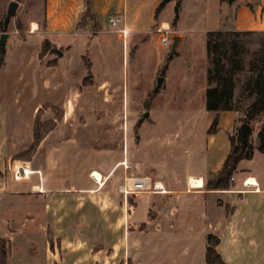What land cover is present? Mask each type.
Returning a JSON list of instances; mask_svg holds the SVG:
<instances>
[{"label":"crops","instance_id":"0c3cea01","mask_svg":"<svg viewBox=\"0 0 264 264\" xmlns=\"http://www.w3.org/2000/svg\"><path fill=\"white\" fill-rule=\"evenodd\" d=\"M145 1L90 0L93 19L78 26L85 0H39L23 28L5 31L3 46L15 37L18 47L3 48L0 66V222L8 224L1 212L29 211L25 217L42 234L41 257L30 264H164L162 254L152 256L155 251L174 246L182 257L197 243L204 252L206 234L218 238L215 249L224 264H264V154L254 151L250 159L240 160L229 189L205 187L208 175L220 168L240 117L239 109H205V38L197 64L191 59L194 76L178 104L172 93L159 90L173 75L185 80L180 77L186 69H172L168 62L161 73L162 58L156 57L154 74L163 78L158 107L165 108L156 116L148 112L150 123L155 125L160 116L163 124L147 140L162 149L166 171L157 172L149 159L134 156L139 148L132 146L133 122L126 110L132 72L127 67L137 43L129 36L145 32L131 28ZM237 1L242 0L233 3ZM243 1L238 10L246 12L251 0ZM253 5L260 8L259 26L233 22L221 29L264 32V0ZM111 10L121 15L120 27L113 28L112 18L106 25L94 23ZM159 22L167 26V21ZM43 40L49 44L46 50L41 49ZM87 73L89 79L83 81ZM239 99L235 86L233 103L241 107ZM38 109L40 121L55 120V110L59 118L27 160H13L31 144ZM215 117V130L208 133ZM258 126L251 124V137ZM18 163L27 170L15 171ZM91 172L99 174L97 182ZM134 176L147 177L155 190L121 193L118 186H128ZM246 178L254 184L243 187ZM143 193L150 195L137 204ZM140 244L145 258L138 255ZM186 260L195 263L192 255Z\"/></svg>","mask_w":264,"mask_h":264},{"label":"rangeland","instance_id":"374dc122","mask_svg":"<svg viewBox=\"0 0 264 264\" xmlns=\"http://www.w3.org/2000/svg\"><path fill=\"white\" fill-rule=\"evenodd\" d=\"M8 1L9 0H0V33L3 31L1 20ZM17 1L19 5L16 14L8 20L5 27V31H9L11 34L15 33L18 21H20V24L18 23L20 27H24L27 18H29L31 6L34 5L35 1L39 2V0ZM155 1L156 3H153V0H146L145 3L141 4L140 8L136 10L138 13L137 19H135L133 23L131 22L133 25L131 28H139L145 32L133 34L131 36L128 35L129 37L134 38L137 46L133 49L134 54L128 55L127 68L132 72H130L127 79L128 98L126 110L130 120L133 122V139L135 143L132 142V146L134 148H139V150H135L134 152L135 158L149 159V162L156 167L157 172H165V166L168 164V160L164 156L162 149L147 140L149 135H152L156 130L161 129L163 121L159 116L154 125L153 123H150L152 115L151 118L149 115L145 118L141 117L143 112H149L150 110L151 113L156 116L159 111L163 112V108H165L163 106L158 107L161 100L156 93L159 88L154 90L155 79L157 76H160L154 74V64L157 62L156 57L159 56L162 58L158 62V64L161 65L160 71L162 70V72L166 69L168 62L169 67L172 69H186V73L180 77H185V80H176L173 75L169 81L161 85L159 90V93H161L160 91L163 89H165L166 92L172 93L174 97L172 100L173 103L178 104L182 100L181 97L183 96V93L186 92L184 89L190 86L191 79L194 76V68L190 66V63L191 59L195 60V62H193L194 64H197L199 61V51H202L201 39H204L208 32L221 31V28H226V26H230L233 22L236 26L240 27L259 26L260 8L258 7L256 10L254 9V0H251V2L248 0L251 3V9L247 6V10H245L246 12L238 10V8L243 6V0L235 3H233L234 0H168L162 5L159 10L160 13L158 11L156 18L151 19V17L155 15V9H151V6L154 4L156 7L162 0H154V2ZM108 18H112L114 22L113 28L121 26V15L113 13L112 10L103 15L99 22L94 20V23L97 22L106 25V23H108ZM159 19L167 21V26H161ZM86 20L92 21L91 19ZM173 20L174 22L172 23ZM149 22L150 25L148 26ZM157 28L164 30L167 37L165 44L158 43V34L155 32ZM172 36L183 37V39L177 45L175 52L169 57L168 52L171 43L170 38ZM121 37H123L122 33ZM136 37H145L146 40L140 41L139 39H136ZM239 37H244L241 38L242 41L244 40L243 47L240 49L238 55L243 69L235 75V86L237 87V95L240 98L239 100L243 101L240 106L243 107L252 100L253 94H249L248 92L242 94V84L249 75L247 69L250 66V61L254 59V53L259 48L257 40L264 39V34L262 32H250L245 35H240ZM13 38V41L11 40L12 42H9L10 44L3 46L5 50H8L9 45L13 47L12 49H17L18 40L15 37ZM208 67H210L209 60ZM167 108L172 107L170 106ZM136 136H139L140 138L139 143H136ZM147 153H149V155ZM194 180L196 182L198 181V179ZM149 195V193H143L141 198L137 199V204H144L143 201H145ZM27 209L29 208L27 207ZM7 212L8 211L1 212L2 217L8 222V224L6 226L0 222V237L8 243V264H30L31 259H40L42 234L41 232L36 231L33 223L30 222L29 218L25 217V214H28L29 211L27 210V212H23V210H21L20 212L19 210L15 215L14 213L10 214ZM38 218L39 217H37V219ZM5 231L8 232L7 235L2 236V233ZM6 237H9V240ZM131 252L132 251H130V253ZM145 252L144 245L141 246L140 244L138 252L139 257L145 258ZM159 253L164 257V261H162L164 264H187L186 259L189 255H192L195 260V263L192 264H204L203 248H199L197 243H193V247H191L186 252V255H183L182 257L178 256L180 251L174 246L165 251H155L152 256L154 257V254ZM173 258L176 260H174V263H171L170 259Z\"/></svg>","mask_w":264,"mask_h":264},{"label":"trees","instance_id":"16d2710c","mask_svg":"<svg viewBox=\"0 0 264 264\" xmlns=\"http://www.w3.org/2000/svg\"><path fill=\"white\" fill-rule=\"evenodd\" d=\"M165 1L168 0H162L156 6L154 16H156ZM89 3L90 0H85V8L78 26H82L86 19H93ZM17 25V29H19L20 25L18 22ZM248 33L250 32L210 31L205 37V51L210 61V67L206 69L205 73L206 83L208 84L204 93L205 109L215 113L239 109V124L244 123L248 127L244 144L241 142L238 127L234 133L228 136L229 150L220 168L215 173L209 174L206 178L205 187L210 190L229 189L232 183L230 177L233 175L236 164L240 160L250 159L254 151L264 154V39L257 40L259 48L254 53V59L250 61V66L247 69L249 75L242 84L241 93L248 92L249 94H253V98L243 108L233 103L235 75L243 69L238 55L240 49L243 47L244 40L242 41L241 38L244 37L239 36ZM262 33L264 34V32ZM47 48H49V44L46 40H43L41 49L46 50ZM3 51L4 49L0 53V66L2 64ZM82 60L88 71L89 62L87 58L82 56ZM160 72L162 73V70ZM87 79H89L88 73L83 81ZM39 111L40 109L37 110L33 119L31 144L24 152L13 156V160H27L42 136L53 128L55 120L59 118V111L55 110V120L40 121ZM254 122H258L259 126L255 136L251 137V124ZM215 127L216 117L211 121L207 132H213ZM26 170V164L18 163L15 166V171L23 172ZM229 210L230 208L226 207V211ZM217 243L218 238L216 236L206 234L204 246L205 264H224L215 249ZM7 245V241L0 237V264H6Z\"/></svg>","mask_w":264,"mask_h":264},{"label":"water","instance_id":"95a60500","mask_svg":"<svg viewBox=\"0 0 264 264\" xmlns=\"http://www.w3.org/2000/svg\"><path fill=\"white\" fill-rule=\"evenodd\" d=\"M17 6H18L17 0H9L7 5H6L4 15H3L2 20H1V27H2L3 31L0 33V53L3 49V45H4L5 39L7 37V33L5 32V27L8 23V20L15 16ZM170 39H171V43H170L169 52H168L169 57L175 52V46L179 41V36H172ZM162 80H163L162 76L156 77L154 90H157L160 87ZM147 115H148V112L145 111L141 114V117L145 118V117H147ZM238 128L240 131L241 142L244 144L248 127L246 124L241 123V124H239Z\"/></svg>","mask_w":264,"mask_h":264},{"label":"built area","instance_id":"2783aa9c","mask_svg":"<svg viewBox=\"0 0 264 264\" xmlns=\"http://www.w3.org/2000/svg\"><path fill=\"white\" fill-rule=\"evenodd\" d=\"M109 22L112 24V19H109ZM121 33H123L122 30H120ZM158 34L157 40L159 44H165L167 41V37L164 33V30L161 28H157L155 31ZM90 176L93 178L95 182H97V178L93 175V172L90 173ZM230 180H232V177H230ZM254 183L248 181V178L244 179L242 181L243 187H248L253 185ZM118 190L121 193H130L135 194L143 191L148 190H155L154 186L150 183V180L145 176H134L129 178L128 186L126 185H119Z\"/></svg>","mask_w":264,"mask_h":264},{"label":"bare ground","instance_id":"6f19581e","mask_svg":"<svg viewBox=\"0 0 264 264\" xmlns=\"http://www.w3.org/2000/svg\"><path fill=\"white\" fill-rule=\"evenodd\" d=\"M93 175H94L97 179H99V177H100L98 173H94V172H93ZM250 182H251V181H250Z\"/></svg>","mask_w":264,"mask_h":264}]
</instances>
